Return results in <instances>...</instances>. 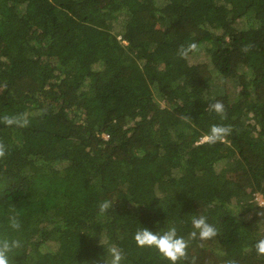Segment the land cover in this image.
<instances>
[{
    "label": "trees",
    "instance_id": "trees-1",
    "mask_svg": "<svg viewBox=\"0 0 264 264\" xmlns=\"http://www.w3.org/2000/svg\"><path fill=\"white\" fill-rule=\"evenodd\" d=\"M18 115L25 126L5 123ZM213 125L230 131L200 140ZM256 193L264 0H0V238L22 241L13 264H107L113 246L121 264H169L136 244L142 226L188 240L179 264H264ZM200 215L216 235L189 239Z\"/></svg>",
    "mask_w": 264,
    "mask_h": 264
},
{
    "label": "clouds",
    "instance_id": "clouds-1",
    "mask_svg": "<svg viewBox=\"0 0 264 264\" xmlns=\"http://www.w3.org/2000/svg\"><path fill=\"white\" fill-rule=\"evenodd\" d=\"M212 110L217 113H223L224 108L220 102L211 105ZM4 121L8 125H17L20 127L28 123L26 116H9L5 117ZM230 129L225 126L213 125L207 135L206 139L209 142H215L222 139L229 133ZM114 202L111 200L102 201L99 204V211L106 212L108 209L113 208ZM192 231L189 233V239L199 238L201 240L212 238L216 235V228L207 222L205 216H194L191 219ZM20 223L15 216L10 217V228L14 232L20 230ZM134 240L138 246L141 247H154L158 253L165 258L169 264H179V262L186 255V248L188 240L177 234V229L167 227L166 229H158L152 231L149 228L141 227L135 234ZM23 246L22 241L11 236H4L0 238V264H13L14 253L21 249ZM259 253H264V240H260L256 244ZM123 254L117 247L108 248L107 264H121ZM86 264V262H84Z\"/></svg>",
    "mask_w": 264,
    "mask_h": 264
},
{
    "label": "rangeland",
    "instance_id": "rangeland-1",
    "mask_svg": "<svg viewBox=\"0 0 264 264\" xmlns=\"http://www.w3.org/2000/svg\"><path fill=\"white\" fill-rule=\"evenodd\" d=\"M126 73H128V74H132V71H126ZM104 137L106 138L107 137V135H104ZM206 137L207 136H204V137H201L200 138V140H206ZM256 199H257V201L259 202V204H263L264 205V199L262 198V196H261V194H259V193H256ZM191 205V204H190ZM201 206H203V204H202V202H197V203H193L192 205H191V207H193L194 209H198V208H200Z\"/></svg>",
    "mask_w": 264,
    "mask_h": 264
}]
</instances>
